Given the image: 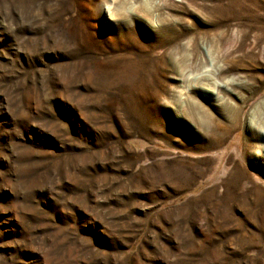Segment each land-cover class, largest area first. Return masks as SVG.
Wrapping results in <instances>:
<instances>
[{
  "label": "rangeland",
  "instance_id": "obj_1",
  "mask_svg": "<svg viewBox=\"0 0 264 264\" xmlns=\"http://www.w3.org/2000/svg\"><path fill=\"white\" fill-rule=\"evenodd\" d=\"M262 147L264 0H0V264H264Z\"/></svg>",
  "mask_w": 264,
  "mask_h": 264
},
{
  "label": "bare ground",
  "instance_id": "obj_2",
  "mask_svg": "<svg viewBox=\"0 0 264 264\" xmlns=\"http://www.w3.org/2000/svg\"><path fill=\"white\" fill-rule=\"evenodd\" d=\"M109 1H112V0H109ZM103 10H104V12H108V11L110 10V4H106V5L103 7ZM109 13H110V12H108L107 15H106V16H107V20L109 21V23H112V22H111L112 19L109 17L110 15H108ZM262 36H263V35H262ZM208 80H209V79H208ZM203 81H204V80H203ZM234 108L236 109V107H234ZM250 127H251L252 129H254V130H257V135H258V136L260 135L259 133H260L261 131H260L259 128H256V127L253 126V125H251ZM262 149H264V147H262ZM259 154H260L259 152H256L254 158L256 159L257 156H260Z\"/></svg>",
  "mask_w": 264,
  "mask_h": 264
}]
</instances>
